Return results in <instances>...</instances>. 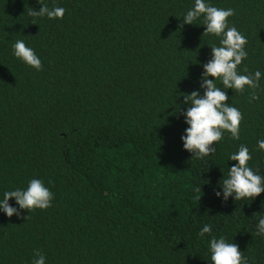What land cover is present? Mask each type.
Returning a JSON list of instances; mask_svg holds the SVG:
<instances>
[{
    "label": "trees",
    "instance_id": "trees-1",
    "mask_svg": "<svg viewBox=\"0 0 264 264\" xmlns=\"http://www.w3.org/2000/svg\"><path fill=\"white\" fill-rule=\"evenodd\" d=\"M210 2L233 9L228 24L246 37L237 71L264 74V0ZM41 3L64 16L31 15L38 0H0V199L33 178L53 199L32 210L8 201L19 216L0 211V264H32L36 252L46 264H211L212 236L264 264V193L214 195L241 144L264 176V75L256 88L226 90L242 114L239 140L225 130L215 153L198 158L183 149L176 98L203 94L201 63L220 38L202 18L182 24L194 0ZM17 40L40 70L13 55ZM205 224L212 232L201 238Z\"/></svg>",
    "mask_w": 264,
    "mask_h": 264
},
{
    "label": "clouds",
    "instance_id": "clouds-1",
    "mask_svg": "<svg viewBox=\"0 0 264 264\" xmlns=\"http://www.w3.org/2000/svg\"><path fill=\"white\" fill-rule=\"evenodd\" d=\"M38 3L41 5L40 10L33 9L31 15L46 16L48 19L64 16V8L57 6L49 8L41 3V0H38ZM232 15L234 10L231 8H218L210 0H194L192 7L182 17V24L189 25L202 18L204 33L220 38L219 46L210 47L211 59L201 63L204 71L200 88L203 89V94L199 90H194L191 93H182L176 98L180 100V104H177L180 107L175 113L183 116L186 125L180 137L183 149L198 158L215 153L214 142L222 139L225 130L231 133L233 139L239 140L242 114L236 107L226 103L229 99L226 90L243 91L245 86L256 88L264 75L259 70L249 75L237 71L238 66L247 58L244 47L247 40L234 26H229L228 17ZM12 49L16 58L37 70L41 69L40 58L23 40H17ZM217 81L223 88L217 86ZM181 105L185 106L183 110ZM257 148L264 151V139L257 140ZM227 159L236 163L228 166L227 177L223 179L222 186L219 185V190L214 189L216 198L222 196L224 202H227L229 197L234 200L244 198L253 200L264 193V176L259 175L258 170L254 172L249 166L248 162L252 157L245 144H241L235 152L230 153ZM11 198H15L20 209H46L51 206L53 193L38 178L31 179L26 188L5 191L3 198L0 199V211L8 217L14 214L19 216L18 209L8 203ZM211 232V224H205L200 228L199 236L203 238ZM256 234L264 237V217L258 219ZM207 244L211 264H247V259L243 257L239 246L229 243L224 236L219 238L212 236ZM32 264H46V257L36 252Z\"/></svg>",
    "mask_w": 264,
    "mask_h": 264
}]
</instances>
